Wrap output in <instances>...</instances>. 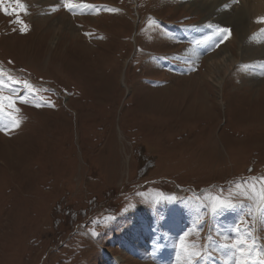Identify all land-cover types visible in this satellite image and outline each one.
Instances as JSON below:
<instances>
[{
	"label": "rangeland",
	"instance_id": "obj_1",
	"mask_svg": "<svg viewBox=\"0 0 264 264\" xmlns=\"http://www.w3.org/2000/svg\"><path fill=\"white\" fill-rule=\"evenodd\" d=\"M75 2L0 4V264L264 262V66L207 78L264 36L213 15L229 38L187 66L202 0Z\"/></svg>",
	"mask_w": 264,
	"mask_h": 264
},
{
	"label": "bare ground",
	"instance_id": "obj_2",
	"mask_svg": "<svg viewBox=\"0 0 264 264\" xmlns=\"http://www.w3.org/2000/svg\"><path fill=\"white\" fill-rule=\"evenodd\" d=\"M57 5V9L62 10L63 12V5L62 3H59L57 0H54ZM190 5H186V8L188 10L197 9L194 8L196 0H188ZM36 3H38L36 1ZM206 4L202 6L203 11H208L210 15H208L207 18H204V20L201 21V24L199 25V31L195 34L193 29L191 28H183V30L176 32V39L177 35L184 32L185 36H181L183 39H189L192 43H197L202 37L204 36H214V41L218 38L217 35H214V31L209 32L208 26L211 25L212 29L213 27L219 26L215 25L213 22H215L213 19H210L213 15H217L219 13H222L224 11L230 10L233 13L237 15V18L239 22L244 23V31L245 33L251 34L252 30L254 31L256 29L258 33V40L262 39L264 36V22L257 23L258 18L264 17V0H202V4ZM227 6V7H226ZM39 13H41L39 11ZM46 13V12H45ZM66 14L68 13L65 12ZM40 15V14H39ZM42 16V15H41ZM44 16V15H43ZM68 16V15H67ZM45 17V25L49 27L50 25V18L46 15ZM52 17V14H51ZM59 23V24H58ZM199 23V21H198ZM53 24L57 25V28H60L61 26H66L68 24V20L64 18H56L53 20ZM196 25V24H195ZM194 25V26H195ZM221 27V26H220ZM232 30V29H231ZM55 31H51L52 35H54ZM254 34V33H253ZM191 35V36H190ZM195 35V36H194ZM263 35V36H262ZM179 36V35H178ZM250 37V36H247ZM251 39V37H250ZM245 41V40H244ZM190 45L189 47H191ZM202 46V45H201ZM216 46H207L203 47V52H209L211 50H214ZM264 48V42H252L248 41L247 43L243 44V42L240 43V53L239 58L240 61H238L235 65L231 66L233 62V56L232 54H228L227 52H223L221 57L215 56L210 59L209 63V72L207 74V78L213 80V81H219V75L221 72H224V74H227L228 72L234 70L239 72L242 76H251L252 74H249L248 66L252 67H258V66H264V53L261 51ZM202 49L200 51L195 50L193 53L191 48H188L185 51L184 54V62L187 66H189L196 57L198 58V55L201 56ZM255 69V68H254ZM188 70V69H187ZM256 70V69H255ZM264 70V69H263ZM239 74V75H240ZM240 75V76H241ZM217 81V82H218Z\"/></svg>",
	"mask_w": 264,
	"mask_h": 264
},
{
	"label": "snow or ice",
	"instance_id": "obj_3",
	"mask_svg": "<svg viewBox=\"0 0 264 264\" xmlns=\"http://www.w3.org/2000/svg\"><path fill=\"white\" fill-rule=\"evenodd\" d=\"M3 3V0H0V4ZM14 3L16 4L17 8L16 9H13V11H17V10H20V11H24L25 10V6L21 3V0H14ZM63 3H64V6L65 8L69 11V12H74L75 8L77 6H80L78 5L75 0H63ZM227 7V6H226ZM109 11L111 12H116L118 11V9H115V8H112V9H108ZM18 23H22V21L20 20H17ZM264 22V17H261V18H258L257 20V23H262ZM26 25L21 29V31H24L26 29ZM208 27H212L211 25H209ZM231 34V29L229 28H226V27H220V26H216V29H215V33L214 35H217V36H220L221 39L219 41H214V36H204L202 39H200L199 41H197V44L199 45H208V46H216L218 47L220 43H223L225 40H227L229 38ZM2 74V73H0ZM9 79H11V77H9ZM26 86H29L28 85V82L25 81L24 82ZM0 84H2V82H0ZM5 98L0 95V107H2V102ZM24 102H27V101H24ZM10 103V106H11V101L9 102ZM39 106V105H37ZM52 106V105H50ZM18 111V109L16 110ZM10 115V118H11V123L9 125L10 128H16V127H19V124H20V120L17 118V117H14L11 115V113H9ZM5 129L4 128H0V131H4ZM261 198L264 199V191L261 192ZM212 212L213 213H216L218 211H221L225 208H228V207H232V204L230 203H226L225 201L223 200H220L218 201V203H214L212 206ZM228 245H224V247H227ZM253 247H254V244H253ZM241 252L243 253V250H241ZM249 255H251V252L249 253ZM261 255H264V253H261V252H258L257 253V257L261 256ZM241 264H247L246 261H242ZM258 264H264V262H261V261H258Z\"/></svg>",
	"mask_w": 264,
	"mask_h": 264
}]
</instances>
